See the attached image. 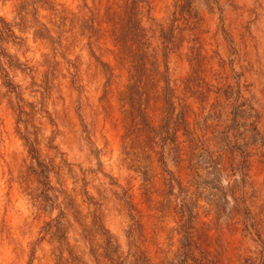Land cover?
Returning a JSON list of instances; mask_svg holds the SVG:
<instances>
[{
  "label": "rangeland",
  "instance_id": "obj_1",
  "mask_svg": "<svg viewBox=\"0 0 264 264\" xmlns=\"http://www.w3.org/2000/svg\"><path fill=\"white\" fill-rule=\"evenodd\" d=\"M8 187L0 264H264V0H0Z\"/></svg>",
  "mask_w": 264,
  "mask_h": 264
},
{
  "label": "clouds",
  "instance_id": "obj_2",
  "mask_svg": "<svg viewBox=\"0 0 264 264\" xmlns=\"http://www.w3.org/2000/svg\"><path fill=\"white\" fill-rule=\"evenodd\" d=\"M0 200H3L7 205L6 214L9 216L19 206V200L15 197V193L11 187L6 189L0 188Z\"/></svg>",
  "mask_w": 264,
  "mask_h": 264
},
{
  "label": "trees",
  "instance_id": "obj_3",
  "mask_svg": "<svg viewBox=\"0 0 264 264\" xmlns=\"http://www.w3.org/2000/svg\"><path fill=\"white\" fill-rule=\"evenodd\" d=\"M139 261V260H138ZM140 262V264H148V263H146V262H144L143 260H141V261H139Z\"/></svg>",
  "mask_w": 264,
  "mask_h": 264
}]
</instances>
